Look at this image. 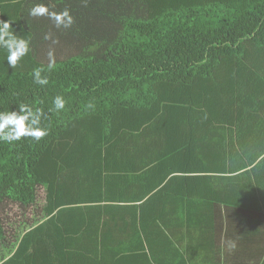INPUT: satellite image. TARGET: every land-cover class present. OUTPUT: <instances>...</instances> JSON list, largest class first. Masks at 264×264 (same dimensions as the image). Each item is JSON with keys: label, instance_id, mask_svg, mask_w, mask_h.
<instances>
[{"label": "trees", "instance_id": "1", "mask_svg": "<svg viewBox=\"0 0 264 264\" xmlns=\"http://www.w3.org/2000/svg\"><path fill=\"white\" fill-rule=\"evenodd\" d=\"M0 19L30 44L15 69L0 50V112L48 129L0 142V209L45 194L12 238L0 213V264H264V0H0Z\"/></svg>", "mask_w": 264, "mask_h": 264}, {"label": "clouds", "instance_id": "2", "mask_svg": "<svg viewBox=\"0 0 264 264\" xmlns=\"http://www.w3.org/2000/svg\"><path fill=\"white\" fill-rule=\"evenodd\" d=\"M31 17H47L57 28H71L74 24V17L68 9L61 12L51 11L44 4H36L29 10ZM13 21L0 19V50L6 53V61L10 68L15 69L29 54V41L13 31ZM44 39H51V34L45 35ZM48 70L55 67L53 52L48 53ZM44 69L35 68L31 75L34 83L45 86L49 83L47 76H42ZM54 110L59 112L65 108L66 101L62 96L55 97ZM91 107V105H89ZM43 113L40 109L21 104L17 111L0 112V142L12 144L22 138L30 137L40 141L48 135V129L41 127ZM235 247L234 244L231 245Z\"/></svg>", "mask_w": 264, "mask_h": 264}, {"label": "rangeland", "instance_id": "3", "mask_svg": "<svg viewBox=\"0 0 264 264\" xmlns=\"http://www.w3.org/2000/svg\"><path fill=\"white\" fill-rule=\"evenodd\" d=\"M45 63H47V61ZM44 195V190L41 189L37 204L28 208H23L18 204L11 203L6 207L0 209V213L5 220L7 230L10 231V238L13 237L15 232H20L24 228H28L29 223H32L38 218H41V210L45 204ZM7 253L8 252H5V254H3L5 256V259L10 257V254Z\"/></svg>", "mask_w": 264, "mask_h": 264}, {"label": "crops", "instance_id": "4", "mask_svg": "<svg viewBox=\"0 0 264 264\" xmlns=\"http://www.w3.org/2000/svg\"><path fill=\"white\" fill-rule=\"evenodd\" d=\"M261 240H262L263 245H264V237H263V239H261ZM124 245H125L126 248L129 246L130 249H135V248H136V245H137V246H141V240H140V242H139L136 238H131V239H129L128 241H126ZM133 247H134V248H133ZM260 248H261V251H264V246H263V247L260 246ZM263 253H264V252H263ZM128 255H129V251L127 250V251L125 252L124 256L126 257V256H128ZM131 255H132V253H131ZM136 255H138V254H136Z\"/></svg>", "mask_w": 264, "mask_h": 264}]
</instances>
